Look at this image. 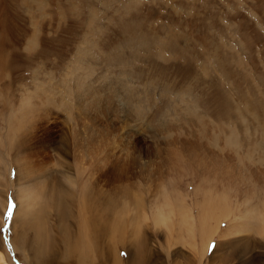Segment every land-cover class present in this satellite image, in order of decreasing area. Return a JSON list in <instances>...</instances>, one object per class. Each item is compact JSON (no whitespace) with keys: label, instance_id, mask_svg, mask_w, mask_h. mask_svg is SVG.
<instances>
[{"label":"rangeland","instance_id":"1","mask_svg":"<svg viewBox=\"0 0 264 264\" xmlns=\"http://www.w3.org/2000/svg\"><path fill=\"white\" fill-rule=\"evenodd\" d=\"M0 250L264 264V0H0Z\"/></svg>","mask_w":264,"mask_h":264},{"label":"bare ground","instance_id":"2","mask_svg":"<svg viewBox=\"0 0 264 264\" xmlns=\"http://www.w3.org/2000/svg\"><path fill=\"white\" fill-rule=\"evenodd\" d=\"M78 77V76H77ZM78 79L76 78V80L74 79V80H72V82L74 83L75 82V84L73 85L74 87H77V89H70L69 88V90L70 91H68L69 92V95H70V97H71V101L73 102V104H74V106H75V108H78L79 109V107H81V108H84L85 110H88V111H90V110H93L92 108L93 107H96L97 109H101V108H105L104 106H103V103H105V105L106 106H108L109 105V100H108V91H104V89H102V87L100 86H98V85H96L95 83H93L92 81L90 82V81H87V82H85V79L84 80H81L80 82L79 81H77ZM96 85V86H95ZM103 86V85H102ZM107 88H111V83L107 86ZM110 93V92H109ZM68 94V93H67ZM108 101V102H107ZM71 104V103H70ZM65 106V105H64ZM30 108V107H29ZM80 108V110H82ZM80 110H78V113H77V117L78 118H83L85 115H87V113H85L84 111H80ZM96 110V109H95ZM105 112V111H104ZM68 113V112H67ZM69 115V114H68ZM72 116V115H71ZM102 116V115H101ZM86 117V116H85ZM71 119V118H70ZM78 121H79V119H77ZM86 122H87V120H86ZM31 127V126H30ZM83 127H84V125H83ZM86 130V129H85ZM28 131V130H27ZM91 131V130H90ZM97 131V130H96ZM88 132V131H87ZM86 132V133H87ZM96 133V132H95ZM87 135V134H86ZM89 136H90V134H89ZM74 139H76V138H74ZM76 140H78V139H76ZM80 140V139H79ZM82 141V140H81ZM75 143V142H74ZM17 144V143H16ZM89 144V143H88ZM79 145V144H78ZM82 146V145H81ZM90 146H92V145H90ZM76 147V146H75ZM85 148V147H84ZM91 148V147H90ZM87 149V148H86ZM96 149V148H95ZM80 150H82L83 151V149H80ZM90 150V149H89ZM92 150H93V153H94V148L92 147ZM88 151V150H87ZM91 151V150H90ZM89 156H90V154H89ZM93 156V154H91V158H93L92 157ZM32 159V158H31ZM90 159V158H89ZM27 165V164H26ZM91 167H92V165H90ZM28 167H30V166H28ZM29 169V168H28ZM31 171H27V172H30V173H32L33 172V170L32 169H30ZM22 190V189H21ZM27 190V189H26ZM29 190H30V192H29V194L30 193H32V194H34L35 195V191H34V189H30L29 188ZM31 191H33V192H31ZM19 194H18V196L22 193V194H25V193H23L22 191L20 192H18ZM27 193V192H26ZM40 194V193H39ZM33 195V196H34ZM38 194L36 193V196H37ZM225 195V194H224ZM26 196H28V193H27V195ZM30 196V195H29ZM39 196V195H38ZM33 198V197H32ZM24 198H22V200H23ZM220 198H214V199H212V202H217L218 203V201H219V203L221 204V202H220ZM32 201V200H31ZM218 203V204H219ZM217 204V205H218ZM219 204V205H220ZM214 205H215V203H214ZM225 210V209H224ZM213 211H215V210H212V208H210V207H208V210L206 211V212H204V215H202L201 216V218H200V223H204V222H206L207 224L209 223V222H211L212 220H213V216H212V213H213ZM218 212V211H217ZM225 212H226V210H225ZM218 214V213H217ZM220 216H222V214L220 215ZM163 217H164V215H163ZM160 218H162V215L160 216ZM215 218V217H214ZM218 218V217H217ZM89 223H91L90 221H89V219L88 218H85ZM163 220V219H162ZM119 228V227H118ZM118 228H115L116 230L118 229ZM200 229H202L203 230V233L204 234H206V235H208V236H210L211 234L210 233H212L213 232V230L211 229V228H209V225H206V224H204L203 225V228H201V227H199ZM119 230V229H118ZM201 230V231H202ZM216 231V230H215ZM214 233V232H213ZM213 233H212V235H213ZM91 234V236H92V233H90ZM89 234V235H90ZM210 234V235H209ZM47 235V234H46ZM84 235V234H83ZM83 235L81 236V239L80 240H77V242H76V248L75 249H77L78 251H80L81 252V254L83 255L84 254V252H86V250L89 248H91V245H92V243H91V238L90 237H83ZM136 235H137V233H136ZM79 239V238H78ZM5 254H6V252H5ZM4 254V251H1L0 250V264H11V262H9L10 260H8V258L6 257V255Z\"/></svg>","mask_w":264,"mask_h":264},{"label":"snow or ice","instance_id":"3","mask_svg":"<svg viewBox=\"0 0 264 264\" xmlns=\"http://www.w3.org/2000/svg\"><path fill=\"white\" fill-rule=\"evenodd\" d=\"M9 215H10V213H9Z\"/></svg>","mask_w":264,"mask_h":264}]
</instances>
